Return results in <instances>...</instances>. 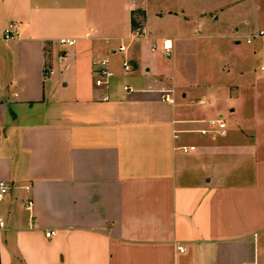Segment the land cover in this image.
<instances>
[{
  "label": "crops",
  "instance_id": "1",
  "mask_svg": "<svg viewBox=\"0 0 264 264\" xmlns=\"http://www.w3.org/2000/svg\"><path fill=\"white\" fill-rule=\"evenodd\" d=\"M211 1L0 0L1 264H264V131L226 119L203 135L243 85L187 79L192 27L228 36L229 6ZM134 14L147 38L128 39Z\"/></svg>",
  "mask_w": 264,
  "mask_h": 264
},
{
  "label": "rangeland",
  "instance_id": "2",
  "mask_svg": "<svg viewBox=\"0 0 264 264\" xmlns=\"http://www.w3.org/2000/svg\"><path fill=\"white\" fill-rule=\"evenodd\" d=\"M212 1L213 5H219L220 2L228 4L226 17L232 22L228 25L233 27V30H229V27L226 30V40H220L210 37L212 31L198 26L192 27L198 47L194 53L185 56L192 66L191 78L187 79L210 85L225 80L233 84L241 83L243 101L236 105L237 111L233 115L226 109L225 119L234 122L232 126H237L239 119H242L244 127L264 131V72L260 69L264 61V38H254L251 43L247 42L248 36H254L264 30V0ZM235 28L240 29L242 36L234 37ZM236 40L240 43L235 44ZM219 41L225 44L220 48L211 46ZM220 65L224 68L233 67L234 71L241 69L243 72L232 73V76L219 71Z\"/></svg>",
  "mask_w": 264,
  "mask_h": 264
},
{
  "label": "built area",
  "instance_id": "3",
  "mask_svg": "<svg viewBox=\"0 0 264 264\" xmlns=\"http://www.w3.org/2000/svg\"><path fill=\"white\" fill-rule=\"evenodd\" d=\"M135 24L132 27V31L130 35L128 36V39L131 41L140 40L147 38L148 34L146 32L145 27L143 24L139 23L134 19ZM20 34V28L17 25V23L11 22L4 30L3 32V38L5 40H12L16 37H18ZM264 38V30H261L259 33L255 34L254 36L248 37L247 42L251 43L252 39L254 38ZM60 45L66 47H70L76 44L75 39H68V38H62L59 40ZM154 49L156 46L153 47ZM164 52L167 56H170L172 54V45L168 43V41H165L163 46ZM127 50V46L125 44H121L118 48V50L114 52H120L124 53ZM68 55L67 50H63L60 54L58 59L62 61L66 56ZM94 66L96 67V73L98 75L96 79V84L98 86H108L110 84L111 79L114 77L115 72L110 66V60L108 58H98L94 60ZM123 68L126 72H131L133 69V65L129 59H125L123 62ZM261 71L264 72V61L260 66ZM54 69L50 67H46L45 74L46 76H50L54 74ZM126 90L129 89L128 86L125 87ZM203 135H207L209 133L215 132L220 135H227L228 133V122L226 119L222 116L217 117L215 119H210L208 121V127L199 130ZM185 152H189L191 150L195 149V146H183L182 147ZM10 193V184L5 180H0V204L3 203L6 198L8 197ZM33 201L28 202V208H32ZM7 230V221L6 219L0 214V235ZM53 234V232H47L46 235L50 237ZM184 250V249H181ZM1 264V263H0Z\"/></svg>",
  "mask_w": 264,
  "mask_h": 264
},
{
  "label": "trees",
  "instance_id": "4",
  "mask_svg": "<svg viewBox=\"0 0 264 264\" xmlns=\"http://www.w3.org/2000/svg\"><path fill=\"white\" fill-rule=\"evenodd\" d=\"M133 24H135V21H133Z\"/></svg>",
  "mask_w": 264,
  "mask_h": 264
}]
</instances>
